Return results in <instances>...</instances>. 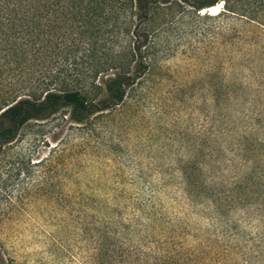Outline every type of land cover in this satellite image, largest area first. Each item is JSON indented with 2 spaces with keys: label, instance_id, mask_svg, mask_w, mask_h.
Returning <instances> with one entry per match:
<instances>
[{
  "label": "rangeland",
  "instance_id": "obj_1",
  "mask_svg": "<svg viewBox=\"0 0 264 264\" xmlns=\"http://www.w3.org/2000/svg\"><path fill=\"white\" fill-rule=\"evenodd\" d=\"M201 1L153 5L120 103L83 122L64 107L1 147L0 264H264V0ZM130 15L91 42L53 15L25 89L106 96L115 70L87 50L130 59Z\"/></svg>",
  "mask_w": 264,
  "mask_h": 264
},
{
  "label": "trees",
  "instance_id": "obj_2",
  "mask_svg": "<svg viewBox=\"0 0 264 264\" xmlns=\"http://www.w3.org/2000/svg\"><path fill=\"white\" fill-rule=\"evenodd\" d=\"M161 2L165 0H0V149L13 141L29 121L48 119L64 107H70L74 121L83 122L120 103L127 89L147 69V37L144 39L140 28L150 19L153 5ZM215 4L218 0L201 1L194 6L207 11ZM127 9L131 10L129 23L134 27L127 30L128 37L134 39L126 48L130 59L123 60V49L105 61L97 54V48L91 46L87 50L90 65L100 68L96 72L115 70L103 80L106 96L90 100L80 88L51 87L40 79L38 87L25 89L37 82L34 68L47 56L44 50L48 39L42 34L47 35L53 15L63 24H77L80 36L91 42L105 33L104 24ZM131 62L135 63L133 71ZM92 85L103 88L95 81Z\"/></svg>",
  "mask_w": 264,
  "mask_h": 264
},
{
  "label": "bare ground",
  "instance_id": "obj_3",
  "mask_svg": "<svg viewBox=\"0 0 264 264\" xmlns=\"http://www.w3.org/2000/svg\"><path fill=\"white\" fill-rule=\"evenodd\" d=\"M219 9H220V6L218 4H215V5L210 6L206 12L217 13Z\"/></svg>",
  "mask_w": 264,
  "mask_h": 264
},
{
  "label": "water",
  "instance_id": "obj_4",
  "mask_svg": "<svg viewBox=\"0 0 264 264\" xmlns=\"http://www.w3.org/2000/svg\"><path fill=\"white\" fill-rule=\"evenodd\" d=\"M210 7V6H209ZM209 7H207V8H209Z\"/></svg>",
  "mask_w": 264,
  "mask_h": 264
}]
</instances>
